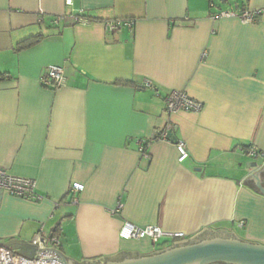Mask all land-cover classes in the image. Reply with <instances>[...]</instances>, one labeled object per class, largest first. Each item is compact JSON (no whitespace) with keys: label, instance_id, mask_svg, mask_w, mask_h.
<instances>
[{"label":"crops","instance_id":"crops-1","mask_svg":"<svg viewBox=\"0 0 264 264\" xmlns=\"http://www.w3.org/2000/svg\"><path fill=\"white\" fill-rule=\"evenodd\" d=\"M232 8L261 16L212 20ZM81 9L90 25L54 24ZM116 19L135 20L133 37L107 31ZM50 66L63 68L64 87H43ZM126 80L135 86L115 84ZM174 91L202 110L170 116ZM169 124L188 146L183 163L173 142L153 141ZM251 145L264 154V0H0V168L35 180L44 197L0 194V245L11 252L36 257L31 241L56 229L59 252L79 264L217 238L264 246V195L243 184L264 167L241 152ZM73 183L85 187L76 203ZM125 222L186 238L124 240Z\"/></svg>","mask_w":264,"mask_h":264},{"label":"built area","instance_id":"built-area-1","mask_svg":"<svg viewBox=\"0 0 264 264\" xmlns=\"http://www.w3.org/2000/svg\"><path fill=\"white\" fill-rule=\"evenodd\" d=\"M73 0H65L67 6L72 5ZM211 8H214V4L211 3ZM261 16V11L244 10L241 12L236 11L234 8L230 10H223L217 14L212 15V20H217L220 18H238L244 24H254ZM72 22L79 25H90L92 20L85 15L83 9L79 10L77 14L74 15H59L55 18L54 24H62ZM107 31L110 34H114L121 31L122 28H127L131 37L134 35L135 20L132 19H116L112 21H107L104 23ZM206 53L202 55L201 60H204ZM67 84V78L65 76L64 70L59 66H50L47 68L46 74L42 78V85L45 88L57 90L64 87ZM144 88L152 89L154 85L151 81L146 80L143 84ZM166 111L172 116L177 113H198L202 110V103L192 98L188 93L184 91H174L167 95L165 98ZM174 125L169 124L165 129L160 130L155 135L153 141H163L176 145V149L179 154L178 161L183 163L189 157L188 146L183 140H173ZM152 142H142L139 145V153L141 156L147 160L151 157L148 153V148ZM241 152L252 159H257L264 154L259 151V149L251 145L249 147H241ZM84 185L81 183H73L71 187L72 201L78 202L76 195L84 191ZM0 194L9 195L12 197H17L31 202H38L44 199L37 192V184L33 179L16 177L8 174L4 169L0 168ZM114 213L116 212L113 211ZM120 237L124 240H148L154 245L166 243V242H176L179 240H184L186 238L185 233L182 232H167L162 230L157 226L140 228L130 222H125L121 231L119 233ZM31 244L37 249L51 248L56 251L60 249V240L58 237H46L40 232L32 241ZM36 257L26 258L17 255L7 248L0 245V264H63L57 260L56 254L48 251H44L40 254L39 258ZM43 258H53V260H41Z\"/></svg>","mask_w":264,"mask_h":264},{"label":"water","instance_id":"water-1","mask_svg":"<svg viewBox=\"0 0 264 264\" xmlns=\"http://www.w3.org/2000/svg\"><path fill=\"white\" fill-rule=\"evenodd\" d=\"M253 167L257 168V164ZM243 184L264 195V167L252 174ZM44 251L56 254L55 260L63 264H79L51 248L40 249L36 260ZM99 264H264V246L236 239L217 238L201 242L176 243L172 247L137 259Z\"/></svg>","mask_w":264,"mask_h":264},{"label":"trees","instance_id":"trees-1","mask_svg":"<svg viewBox=\"0 0 264 264\" xmlns=\"http://www.w3.org/2000/svg\"><path fill=\"white\" fill-rule=\"evenodd\" d=\"M42 40H43V36L41 34L27 38L24 41L18 43L15 50L17 53H20L22 51H25L27 49H30V48L36 46L37 44L42 42ZM115 84L120 85V86H127V87L135 86V83L133 81H128V80L117 81ZM58 233H59V231H58V229H56L54 236L57 235V237H58Z\"/></svg>","mask_w":264,"mask_h":264},{"label":"rangeland","instance_id":"rangeland-1","mask_svg":"<svg viewBox=\"0 0 264 264\" xmlns=\"http://www.w3.org/2000/svg\"><path fill=\"white\" fill-rule=\"evenodd\" d=\"M218 1V0H217ZM230 3H232V0H229ZM220 3V0H219ZM226 5V4H225ZM226 6H230L229 4H227ZM179 242V241H178Z\"/></svg>","mask_w":264,"mask_h":264}]
</instances>
